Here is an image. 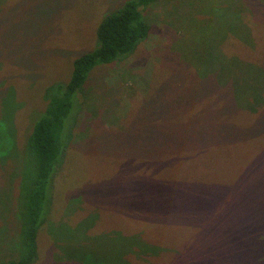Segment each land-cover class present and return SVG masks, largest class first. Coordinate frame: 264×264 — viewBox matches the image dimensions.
<instances>
[{
    "label": "rangeland",
    "instance_id": "1",
    "mask_svg": "<svg viewBox=\"0 0 264 264\" xmlns=\"http://www.w3.org/2000/svg\"><path fill=\"white\" fill-rule=\"evenodd\" d=\"M124 1L0 0L1 128L17 151L7 158L14 149L0 139V261L14 256L19 155L43 90L65 80L77 52L95 46L101 18ZM141 14L146 36L95 66L77 94L34 264H80L95 249L106 264H215L236 242L212 223L221 200L264 199V162L231 187L264 148V0H156ZM192 160L201 167L190 170ZM139 240L158 252L124 251ZM246 257L239 264H255Z\"/></svg>",
    "mask_w": 264,
    "mask_h": 264
},
{
    "label": "trees",
    "instance_id": "2",
    "mask_svg": "<svg viewBox=\"0 0 264 264\" xmlns=\"http://www.w3.org/2000/svg\"><path fill=\"white\" fill-rule=\"evenodd\" d=\"M154 1L156 0H125L119 7H115L114 10L106 13L96 26L95 46L89 51L77 52V55L71 60L70 70L64 81H54L44 88L43 99L45 103L43 109L31 125L19 155L20 166L15 201L18 229L14 244V256L0 261V264H34L37 260V230L44 220L50 182L55 166L62 160L65 153L67 120L70 118L71 110L73 111L76 104L77 94L81 91L89 72L95 66L110 63L126 56L146 36L148 27L141 14V8ZM259 41L262 42L256 47V53L259 54L256 60L262 59L264 62L263 39L260 38L258 43ZM261 69L264 70V68ZM258 70L260 69L258 68ZM244 97H241L243 101L247 96L244 95ZM243 101L240 102L243 103ZM249 107L246 108L249 109ZM1 121H7L6 117H0L2 136L0 139L8 142V145L12 144L11 148L14 149V140L12 139L9 142V134L7 135L9 132L1 128ZM9 131L11 132V130ZM197 133L200 136L203 135L202 130H198ZM15 152H17L15 149L13 153L9 149L7 158H15V155H17ZM256 155L251 158L254 160L253 163H256V167L251 170L241 169L237 178H234L231 187L235 186L236 180L250 178L253 173L255 174L260 170L261 162H264V148L262 147L260 154ZM192 161H194V164L190 170L201 167L200 162ZM216 180L206 182L210 183ZM251 183L255 185V189L260 190L259 186L262 180L255 178ZM215 186H218L217 189H222L227 184L226 182H218V184L212 185L214 188ZM145 191H148V189ZM151 192L150 189V194ZM214 193L219 194L220 192L215 190ZM202 200L205 201L202 203L203 207L210 208L212 202L208 198ZM234 200L235 202L233 201L231 204H227L226 199L221 200L225 207L219 208L220 206H218L219 214L212 217V223L217 226L220 231L219 235L225 238V242L227 243L230 240L229 238L236 241L231 245L230 251L227 249L228 245L224 244V248L228 252L217 256L215 264L246 263L248 253L255 257V264H264V199L261 197L254 201L253 198V202L248 194V203ZM166 212V218L170 219L172 213L170 211ZM204 218H208L205 212L198 217L200 220H204ZM215 244H219V242ZM131 246L138 249L139 253L136 254H146L148 251L155 254L159 250L158 248L154 250L151 246L148 248L144 241L139 240V242L129 243L124 251L129 250ZM56 259L57 257L54 258V260ZM81 259L82 257L78 258L80 264H106L104 258L97 253L96 249L94 253L87 255V260ZM112 262L117 264L115 260H112Z\"/></svg>",
    "mask_w": 264,
    "mask_h": 264
}]
</instances>
